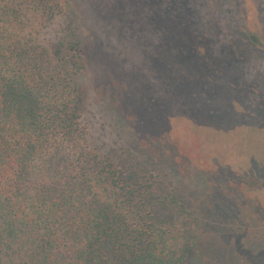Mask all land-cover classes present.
I'll list each match as a JSON object with an SVG mask.
<instances>
[{
    "label": "trees",
    "instance_id": "obj_1",
    "mask_svg": "<svg viewBox=\"0 0 264 264\" xmlns=\"http://www.w3.org/2000/svg\"><path fill=\"white\" fill-rule=\"evenodd\" d=\"M35 2L44 9L52 5ZM130 3L135 18L115 21L132 22L145 40V61L134 66V73L145 89L154 87L158 73L167 120L171 105L192 113L214 108L216 87L226 83L231 65L247 79L264 70V63L250 58L218 0ZM19 20L14 1L0 0V264H190L204 259L213 247L197 231L196 214L182 202L175 204V213L168 205L180 197L175 188L143 178L130 161L116 167L82 145L71 104L74 89L45 77L41 53L22 38ZM62 38L58 44L71 53L51 70L76 71L83 63L82 42L71 31ZM170 42L168 57L161 55ZM162 61H168L169 70V63L177 65L171 76L161 71ZM197 125H187L192 141L217 146L211 129L217 128ZM223 130L222 155L235 157L228 144L234 129ZM207 154L223 157L211 148ZM209 198V212L221 213L218 200ZM205 202L200 199L197 206L204 208Z\"/></svg>",
    "mask_w": 264,
    "mask_h": 264
},
{
    "label": "rangeland",
    "instance_id": "obj_2",
    "mask_svg": "<svg viewBox=\"0 0 264 264\" xmlns=\"http://www.w3.org/2000/svg\"><path fill=\"white\" fill-rule=\"evenodd\" d=\"M13 1L20 14L17 28L41 53L45 77L74 89L71 104L82 145L116 167L130 161L143 178L175 188L180 197L168 204L175 208L171 211L175 213V204L182 202L196 214L197 231L213 250L190 264H264V70L247 79L231 65L230 73L224 75L226 83L216 87L214 108L192 113L171 105L168 121L159 101L158 73L156 84L148 89L141 87L134 73V66L145 61V40L138 38L140 32L132 22L115 21L135 18L130 0H50L48 9L37 6L35 0ZM218 1L239 30L250 58L264 63V0ZM153 19L157 53V8ZM66 31L82 42L83 63L76 71L57 73L52 65L71 53L58 44ZM171 45L161 55L168 57ZM167 65L168 61H162L160 66L168 77L177 65L169 63L170 70ZM190 124L217 128L211 129L219 143L210 148L220 156V142L227 138L223 128L234 129L228 144L236 156L212 159L207 143L189 137ZM208 196L218 200L216 210L221 213L209 212ZM200 199L206 201L204 208L197 206Z\"/></svg>",
    "mask_w": 264,
    "mask_h": 264
}]
</instances>
